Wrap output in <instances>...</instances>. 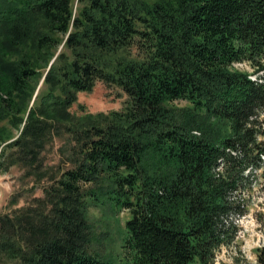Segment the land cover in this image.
Returning a JSON list of instances; mask_svg holds the SVG:
<instances>
[{
  "label": "trees",
  "instance_id": "16d2710c",
  "mask_svg": "<svg viewBox=\"0 0 264 264\" xmlns=\"http://www.w3.org/2000/svg\"><path fill=\"white\" fill-rule=\"evenodd\" d=\"M79 2L0 0V167L47 180L0 215V257L211 264L236 237L235 192L264 155V0ZM98 81L120 87L124 107L73 112ZM57 136L65 167L45 160ZM106 197L130 210L121 263L90 249L89 206Z\"/></svg>",
  "mask_w": 264,
  "mask_h": 264
},
{
  "label": "rangeland",
  "instance_id": "374dc122",
  "mask_svg": "<svg viewBox=\"0 0 264 264\" xmlns=\"http://www.w3.org/2000/svg\"><path fill=\"white\" fill-rule=\"evenodd\" d=\"M73 1L74 8L77 10L81 3L79 0ZM62 47L63 44L52 58L51 63ZM235 66L250 71L252 76L257 75L254 67L247 61L235 62ZM45 73L39 81L33 100L38 90L46 86L44 84ZM127 97L128 95L120 87L98 81L93 90L79 91L78 101L71 106V110L77 114H84L121 109ZM175 102L180 105L186 104L184 99H178ZM1 123L4 124L6 121ZM18 133L19 130L14 129L15 135L10 140L16 138ZM63 141L64 138L55 137L53 144L44 152L46 163L49 165L62 163L64 167L69 165L59 148ZM26 169L23 163L12 164L9 169L0 167V215L13 214L19 207L31 203L34 196L44 195L43 186L47 184V180L39 181L37 176L27 174ZM245 173L247 174L246 182L235 192V197L240 200L244 208L243 214L232 216L237 224L236 237L231 243L224 244L217 249L216 258L211 264H257L258 248L264 245L263 156L260 166L249 167ZM91 185L93 184L86 183V186ZM113 203L114 201L106 197L101 204H90L89 219L94 226L95 234L90 249L105 258L121 263V257L125 253L122 246L125 222L130 217V210L114 206ZM0 264H10V260L0 257Z\"/></svg>",
  "mask_w": 264,
  "mask_h": 264
}]
</instances>
